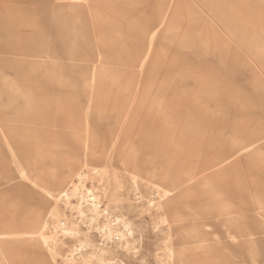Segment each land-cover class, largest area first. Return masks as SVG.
<instances>
[{
  "label": "rangeland",
  "instance_id": "obj_1",
  "mask_svg": "<svg viewBox=\"0 0 264 264\" xmlns=\"http://www.w3.org/2000/svg\"><path fill=\"white\" fill-rule=\"evenodd\" d=\"M223 1L0 0V264H264V0Z\"/></svg>",
  "mask_w": 264,
  "mask_h": 264
},
{
  "label": "crops",
  "instance_id": "obj_2",
  "mask_svg": "<svg viewBox=\"0 0 264 264\" xmlns=\"http://www.w3.org/2000/svg\"><path fill=\"white\" fill-rule=\"evenodd\" d=\"M205 1L206 5L209 7V8H214L215 9V13L217 15H219V13H222V11L224 9L226 10H229L227 8H225V5H224V2L223 0L219 1V0H203ZM164 22V20H163ZM162 22V24H163ZM161 24V25H162ZM150 54V53H149ZM148 58V56L146 57V59ZM207 96L209 98H214V96L212 95V93H209L207 94ZM254 139H252L251 141H247V142H243L242 144L238 145V149L237 150V153H245V152H249L251 149H253V144H254ZM215 163V164H213ZM222 163V162H221ZM217 168V160L216 161H210V162H206V165H205V168L204 170L206 172H213L215 169ZM225 171L226 170H222L221 174L219 175L220 177L219 178H216L215 176L210 178L208 181H212L213 182V186L216 188L218 187L219 185L221 184H224V182H226V180H228L229 178L226 177L227 174H225ZM71 172V169L69 170V172L67 174H69ZM228 173V172H227ZM65 174V176L67 175ZM236 174V169L235 170H232V172H230V174H228L229 176L232 177V175H235ZM201 175V174H200ZM199 175H196V177H198ZM232 179V178H231ZM62 181V180H61ZM207 181V180H206ZM259 210H264V205L262 203L259 202L258 204V207H257ZM242 237H251L250 235H246V236H242Z\"/></svg>",
  "mask_w": 264,
  "mask_h": 264
},
{
  "label": "bare ground",
  "instance_id": "obj_3",
  "mask_svg": "<svg viewBox=\"0 0 264 264\" xmlns=\"http://www.w3.org/2000/svg\"><path fill=\"white\" fill-rule=\"evenodd\" d=\"M135 118H136V116H134ZM134 122V121H133ZM132 129V128H131ZM134 130V129H133ZM129 140V139H128ZM27 175V174H26ZM54 176V175H53ZM196 177V176H195ZM67 178L69 179V180H71L72 178H74V175H72V173L70 172L68 175H67ZM188 179V178H187ZM41 181V180H40ZM209 183H207L206 184V188L207 189H209V190H211L212 188H215L214 186H213V182L212 181H208ZM185 183L187 184H191V181H185ZM184 183V184H185ZM175 185V184H174ZM178 185V184H177ZM197 185V184H196ZM175 187V186H174ZM179 187V186H178ZM181 188V187H180ZM169 189V188H168ZM177 189V188H176ZM175 189V190H176ZM178 190V189H177ZM218 190V189H217ZM188 191V190H187ZM44 192V191H43ZM48 195L50 196L51 194L50 193H48ZM66 195L68 196V194L66 193ZM174 195V194H173ZM173 195H168V196H170V197H168V198H166V202L164 203V204H167V205H171V204H174V201L176 200V198L175 199H172L171 197L173 196ZM88 198H89V200L88 201H90V202H92L91 204H93V207H94V209H96V210H99V208H100V205H99V203H97V198L95 197V196H93V195H89L88 196ZM164 200V199H163ZM226 199L224 198V196H223V198L222 197H217V199H215V200H213L214 201V203H216L218 206V208L222 211L221 212V214L222 215H230V213L231 212H229V210H228V206H229V204L228 203H226V201H225ZM163 210V209H162ZM228 221H230V222H233L234 220L232 219V218H226ZM197 227V226H196ZM126 228H128V226H125V229ZM193 228V227H192ZM195 228V227H194ZM191 232H193L192 230H191ZM65 233H68V231H65ZM129 233V232H128ZM211 235V234H210ZM2 236L3 235H0V238H2ZM189 236H191V237H195L194 239H196V240H198V239H200V237L196 234V233H192L191 235H189ZM202 237V236H201ZM212 237H214V236H212ZM203 239H204V237H203ZM206 240H207V238H206ZM204 241V240H203ZM189 242V241H188ZM4 247V246H3ZM0 250H1V248H0ZM103 253V252H102ZM4 254V253H3ZM2 256V255H1ZM10 257V256H9ZM13 257V256H12ZM12 259V258H11ZM3 262V260H1V263ZM9 262V261H8ZM7 262V263H8ZM11 263V262H10ZM6 264V263H5Z\"/></svg>",
  "mask_w": 264,
  "mask_h": 264
}]
</instances>
